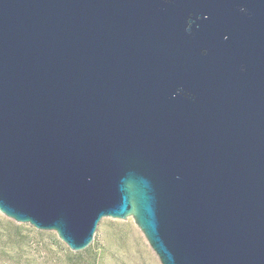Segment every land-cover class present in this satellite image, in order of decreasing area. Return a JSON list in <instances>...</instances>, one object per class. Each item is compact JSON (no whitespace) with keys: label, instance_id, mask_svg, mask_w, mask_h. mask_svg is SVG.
Listing matches in <instances>:
<instances>
[{"label":"water","instance_id":"1","mask_svg":"<svg viewBox=\"0 0 264 264\" xmlns=\"http://www.w3.org/2000/svg\"><path fill=\"white\" fill-rule=\"evenodd\" d=\"M0 213L264 264V0H0Z\"/></svg>","mask_w":264,"mask_h":264},{"label":"rangeland","instance_id":"2","mask_svg":"<svg viewBox=\"0 0 264 264\" xmlns=\"http://www.w3.org/2000/svg\"><path fill=\"white\" fill-rule=\"evenodd\" d=\"M0 264H160L131 218H104L93 241L73 252L52 231L16 223L0 213Z\"/></svg>","mask_w":264,"mask_h":264}]
</instances>
